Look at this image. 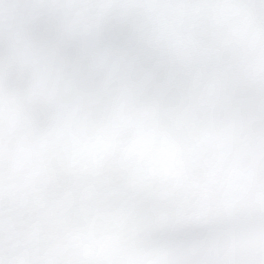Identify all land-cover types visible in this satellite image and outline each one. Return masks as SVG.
I'll list each match as a JSON object with an SVG mask.
<instances>
[{"label": "snow or ice", "instance_id": "1", "mask_svg": "<svg viewBox=\"0 0 264 264\" xmlns=\"http://www.w3.org/2000/svg\"><path fill=\"white\" fill-rule=\"evenodd\" d=\"M259 169V190L246 197L259 198L258 218L226 211L198 224L178 227L162 242L160 257L153 264H264V151ZM2 175L0 167V198Z\"/></svg>", "mask_w": 264, "mask_h": 264}]
</instances>
